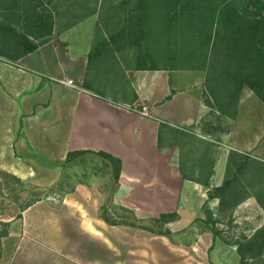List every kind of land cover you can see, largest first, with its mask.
I'll return each mask as SVG.
<instances>
[{
  "label": "crops",
  "instance_id": "crops-1",
  "mask_svg": "<svg viewBox=\"0 0 264 264\" xmlns=\"http://www.w3.org/2000/svg\"><path fill=\"white\" fill-rule=\"evenodd\" d=\"M135 8L111 40L99 34V82L93 75L97 70L90 68L92 48L73 36L75 25L59 36L53 27L47 42L14 63L46 77L28 97L38 98L24 114L23 135L31 143L30 154L51 162L74 150L104 151L120 159L113 204L132 210L138 219L176 212L177 220L164 226L171 238L185 229L194 237L177 243L108 225L99 217L104 197L98 186L76 184L57 205L46 199L20 211L11 203L0 212V222H9L7 235L0 238V264H239L235 242L264 227V205L255 193L235 192L230 199V186L220 196H209L248 163L262 166V118L241 110L235 118L216 110L211 114L204 97L213 87L209 65L183 66L177 46L165 65L151 63L154 52L145 45L140 26L147 13L134 16ZM2 65L0 59V78L6 80L11 71ZM66 78L76 88L55 83ZM141 106L148 116L140 113ZM215 114L221 115L218 123ZM19 175L31 174L21 168ZM206 212L219 237L205 222ZM226 218L241 237L224 236Z\"/></svg>",
  "mask_w": 264,
  "mask_h": 264
},
{
  "label": "rangeland",
  "instance_id": "rangeland-1",
  "mask_svg": "<svg viewBox=\"0 0 264 264\" xmlns=\"http://www.w3.org/2000/svg\"><path fill=\"white\" fill-rule=\"evenodd\" d=\"M188 1L18 0V7L21 8L20 11L22 12V20L21 23L17 24L14 23L17 19H15L14 13L9 8L12 5L11 0H3L0 6V17L7 15L9 21L13 22L12 24L16 26L17 30L23 32L25 29L21 25H24L22 22L24 21V12L29 8L28 6H35L37 12L51 16L56 36L65 33L64 31L75 25L76 29H74L73 36L77 35L82 43L88 44L92 48L90 68L97 70L96 74L93 73V75L94 80L99 82V34L111 40V36H114L112 34L122 31L127 13L134 9L138 2H141V7H137L136 11H146L147 13L145 22L140 23V26L143 24V31L145 32V45L150 51L158 52V54L153 53L149 56L151 57V63L165 65L169 62L170 53L177 46L179 53L183 54H181L184 60L183 66L193 65L195 62L199 67V64L209 65L207 66L208 77L213 87L210 88L208 86L206 88L208 94H205L204 97L212 107L213 111H210L211 114L214 113V110L223 111L227 112L230 117L235 118V114L241 110L248 112L250 116L256 114L261 117L264 127V103L248 88L244 87L237 90L233 83L226 79V75H222V80H218L216 78L217 75L211 72L210 62H206L203 58L205 53H202V56L200 55L202 49L199 46L192 19L182 11L183 6ZM134 16H137V14L134 13ZM134 25H138L137 20L134 21ZM135 57L139 58L141 56L136 54ZM105 59L108 60L109 64L111 63L109 56L108 59L105 56ZM1 63L3 64L2 67L11 72L8 73L6 80L0 78V171L14 174L22 180L25 186L0 175V204L7 209L12 203L11 200H15L16 203L14 204L18 206L25 204L29 198H40L42 200L48 199L57 205L63 196V192L59 189L60 185L57 186L61 169L54 164H59L62 160L51 163V161L49 162L41 157L40 153L34 152L30 154L28 149L31 148V143L23 135L22 126L24 114L28 113L38 98L29 99L28 97L39 90L40 86L46 81V77L34 72L23 71L21 68L18 69L13 62L7 59H1ZM68 81L72 82V80L66 78L64 80H56L55 83L63 85V82ZM69 86L76 88L73 82ZM214 116L216 117V119L213 117L214 121L218 123L221 115L215 114ZM260 157L261 161L259 162L262 166L255 167L248 163L238 175L234 174L231 188L229 189L230 199H233L231 194L235 192L255 193L264 205V153ZM244 158L249 159L250 157L244 155ZM89 167L88 169L82 166L73 167L70 170L69 179L64 182L75 186L77 180L82 179L97 185L108 193L111 187L107 185L108 182L106 183L109 178V171L106 169L104 171L94 170L92 164ZM21 168L27 169L31 175L27 178H21L19 175V169ZM87 173H89L88 176L84 177ZM112 210L116 213H121L114 207ZM225 221H227L225 223L228 228L224 236L228 239H233L234 236L241 237L236 230L232 229L231 221L227 218ZM197 223L199 227H203L202 223ZM143 224L147 225L148 223L143 222ZM261 230L263 231H260L259 235L254 237L253 240L254 252L257 251L258 244H264V228ZM193 234L194 232L191 229H185L179 232L177 236H174V241L177 243H188L194 237ZM237 241H242V238ZM262 248L261 254H256L249 261V264H264V246Z\"/></svg>",
  "mask_w": 264,
  "mask_h": 264
},
{
  "label": "trees",
  "instance_id": "trees-1",
  "mask_svg": "<svg viewBox=\"0 0 264 264\" xmlns=\"http://www.w3.org/2000/svg\"><path fill=\"white\" fill-rule=\"evenodd\" d=\"M2 1L0 0V6ZM17 1L11 0L12 5L9 8L17 19L14 23L19 24L22 20V12ZM28 7L24 12V21H22L24 25H21L25 29L23 32L17 30L7 15L0 17V59L15 63L29 53L35 52L39 45L48 41L53 29L51 16L37 12L35 6ZM182 11L191 17L199 46L206 49L211 71L217 75L216 78L222 80V75H226V79L230 80L237 90L246 87L264 103V0H189L183 6ZM136 14L138 16L139 12ZM45 160L49 161L46 158ZM90 164L94 170L109 171L106 183L108 182L107 185L111 187L108 193L98 187L104 197L99 207V217L105 223L145 230L155 235L169 237L174 242L170 231L164 226L177 220L176 212L148 219H138L132 210L113 204L112 197L119 183L122 164L120 159L109 153L91 150L68 151L61 163L54 164L61 169L57 186L60 185L59 189L63 192V196L75 188L64 182L69 179L70 170L80 166L88 169ZM0 175L25 186L22 180L14 174L0 171ZM76 184L92 185L82 179L77 180ZM231 184L232 181H224L222 186L214 189L209 196H220ZM203 185L207 186L208 183L205 182ZM40 200L42 199L29 198L25 204L18 205V207L20 211H23ZM11 201L16 203L15 200ZM113 207L121 213L114 212ZM4 209L5 207L0 204V212ZM20 215L19 213L17 218H20ZM143 222L148 224H143ZM205 222L212 224L210 229L214 238L219 237V232L214 227L216 222L212 220L210 212H206ZM8 226L9 222H0V238L7 235ZM260 231L263 230H259L248 239L243 237V242H235L240 257L239 264H249L256 254H261L263 243L258 244L255 252L253 247L254 237L259 235Z\"/></svg>",
  "mask_w": 264,
  "mask_h": 264
},
{
  "label": "built area",
  "instance_id": "built-area-1",
  "mask_svg": "<svg viewBox=\"0 0 264 264\" xmlns=\"http://www.w3.org/2000/svg\"><path fill=\"white\" fill-rule=\"evenodd\" d=\"M63 83H64V84H68V85H72V82H71V81L63 82ZM140 113H141L143 116H148L147 108H146L145 106H141Z\"/></svg>",
  "mask_w": 264,
  "mask_h": 264
}]
</instances>
